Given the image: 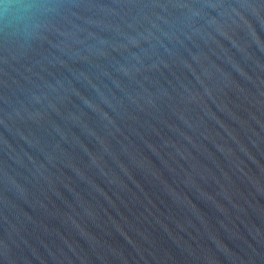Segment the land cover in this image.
Listing matches in <instances>:
<instances>
[{
  "label": "water",
  "instance_id": "1",
  "mask_svg": "<svg viewBox=\"0 0 264 264\" xmlns=\"http://www.w3.org/2000/svg\"><path fill=\"white\" fill-rule=\"evenodd\" d=\"M0 264H264V0H0Z\"/></svg>",
  "mask_w": 264,
  "mask_h": 264
}]
</instances>
